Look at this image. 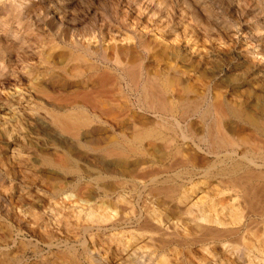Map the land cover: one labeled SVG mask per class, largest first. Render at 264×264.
<instances>
[{"label":"rangeland","instance_id":"374dc122","mask_svg":"<svg viewBox=\"0 0 264 264\" xmlns=\"http://www.w3.org/2000/svg\"><path fill=\"white\" fill-rule=\"evenodd\" d=\"M15 1H23V0H15ZM28 1H30L33 5H35L33 6L34 9L36 8L35 12L33 11L34 9H32L33 7L30 8L31 11L29 15L31 16L30 17L31 23L34 24L36 20L39 21L40 24L39 26L42 31L41 33L44 34L43 37H41L42 36L41 33L39 34V32L35 30L33 26H31V28L29 29L30 33H28L29 32L28 28L26 29L24 24H22L24 27H22L21 25L20 26L21 28L24 29H22L21 33L24 35L22 36V34L20 33L21 38L23 37L22 39L29 41L30 43H32V41L34 43L37 40L38 42L36 41V43L39 44L36 45L37 49L39 51H42L43 49V51L45 52L42 51L41 53H45V56L48 55L47 53L50 54L53 52L52 51L53 49L50 48L51 47L50 45L52 43L53 44L55 43L56 45H58L57 46L58 48L62 47L61 50L62 52H60V50H57L58 48L56 49L54 48L55 44L52 45L53 46L52 48L57 50L54 52L59 51L58 53L61 54V56L63 53L64 57L62 56L63 58L60 57L58 59L54 58L51 59V61L53 60L54 62L55 60V63L57 65L64 66L66 65L67 62L66 59H68L69 60L67 62L68 64L65 66L66 69L69 67V69L71 70L70 68L71 66L79 64L78 65L79 69L81 68L83 71L85 70L84 71L85 73H83V71L80 69V73L82 71L83 75H81L82 73L80 75H76V74L74 75V73L70 74L71 72L68 69L67 70L68 72L66 71L68 74L67 73L65 74V78L62 77L61 79L59 77V82L60 79L62 81L65 80L64 83L66 85H64L63 82L60 83L58 82L59 84H61L59 85L57 83L58 86L56 83L54 84L52 82L47 81L46 84L45 82V84H43L44 87L43 86L41 87V89L44 90V93L46 95V98L43 97V99H45L43 107L47 109L49 112L57 111L58 109V113H60L61 109L63 110V111L61 110V113L67 112L69 109H70L69 111L72 110L74 112H76V110L83 111L86 109L83 112L85 113V115L86 114L87 116L89 115L88 117L90 119V122L94 120L92 124L90 123V125L92 126L98 124L100 126L97 127V130L94 134L95 136L93 135L92 137H103V139L105 140L107 139L110 141V142L105 141V145L100 146L101 148L106 147V145H108V142L110 144L121 141L122 138L117 137L118 136L117 133L119 134L123 133L124 135L126 134L125 137L127 141L130 140L132 141L133 140L131 139L132 136L128 137L129 133L130 132L134 133L136 130L137 132L141 131L140 129L142 126L139 129L138 128L139 126L136 124V121L138 122V120L139 121L142 120V117L154 121V119H152V116L150 114L144 111L142 112V110L139 109L140 107V101H139L140 99L138 98L140 97L139 96L140 93L138 92L139 89L136 90L134 87H131L129 80L126 79V77L122 79L118 77L119 71L117 69L116 63L114 62L116 50L126 47L131 49L132 51H135L137 56L140 57L141 61L144 62V64L145 63L149 65L152 64V66L154 65V67H156L155 69L161 71L160 75L159 73H156L157 75L160 76V79L167 80V78L168 79L171 78L170 71L165 70L167 66L166 67L164 66L165 60H167V58L163 57L164 62L162 63L161 61H159L160 59L156 61L158 58H156L155 56L154 58L151 51L147 53L144 50L143 46L141 45L139 46V41L136 43V41L132 39L131 35L133 34H135L136 37L140 38L139 39L140 42L143 41V43H145V45L147 46L149 45L151 46L152 44L159 45L160 43L159 49L160 48L163 49V47H166L168 45L171 51L175 50L177 52L178 50V52L185 57L183 58L184 60L179 58L177 59L174 57L173 59H171L170 57L171 59L170 62L171 64L173 63L175 64L177 62L176 63L177 65L175 64L176 65L175 67L178 66L177 67L178 70L183 71L186 69L185 73L183 74L184 78L183 79L181 78V80L183 82L184 80L185 81L187 80L185 82V86L186 87L192 86V89L194 90H192L191 88H186V89L187 90L191 89L195 93L189 90V92H191L190 93L191 96H189L188 95L189 92L185 91L186 89L182 91V89L180 88L181 91L185 93V95H188L185 96L181 92L180 96L182 94L183 97H187L189 98V100H191V98L195 100L194 97L199 96L198 99L196 98L197 100L201 99L200 101H197L198 103L200 102L201 104V105L199 104L201 106V108L199 107V110H201L202 107L207 104V102H209L210 100L211 102H213L215 97H217L216 99L218 101H216L215 99L216 102L221 101L223 103H226L228 106L230 105L235 109H240V110L246 109L245 111H247L249 114L253 113L254 115L253 114L252 115L255 116L258 120H260L264 124V59L261 62L263 68L260 67V70L256 71L253 69V64L251 65L252 61L251 59H249V57L247 58L240 57L241 55L240 53H242L240 50H242V48L248 46L251 47L252 49L254 48V46L256 47L257 45H259V43L260 45L264 46V31H263L264 30L263 29L264 0H27V2ZM197 18H199V20ZM35 24H37V22ZM14 25H16V23ZM20 26L18 27L21 30ZM35 31L38 32L37 33L38 35H41L40 37L41 39L42 38L44 39V40L42 39L44 42L40 38L39 40H41L42 42L37 39L39 36L38 35L36 36ZM145 33L147 34L145 35ZM25 35H27L28 37ZM234 35L236 37H233ZM24 37H26V39ZM34 37L37 38L34 39ZM1 41L3 45L6 43L3 42V38L1 39ZM72 41L73 42L76 41L82 44L80 46L83 48H86L87 46L89 47V49H91L94 52L95 50L97 51L98 48H103L109 58V61H105V62L102 61L101 58L99 57L100 51L98 50L99 52L96 55H92V57L90 56L89 58L87 57V61H85L86 63L88 61H91L90 63H87L86 66L87 69L92 67V66L88 67V64L93 65L92 63H95L94 65H96L97 62L98 65H96L95 68L92 67V69L94 68L93 70L88 69L87 71V69H83L82 67H84L86 63L84 61H81L84 59L83 57L82 59L81 57H79L81 53L73 49L75 47L72 45L73 44ZM12 44H14L13 46L14 47L13 52H14V50L17 49L18 45H16V43H12ZM48 48H50V50ZM67 49H69V52H67ZM70 49H73L75 53L72 52L73 50ZM15 52L21 53L20 49L19 51L15 50ZM64 52L67 55H64ZM72 53L74 54V56L72 55ZM69 55L70 56L72 55L74 59H70L72 58V56L70 57ZM67 56H69L70 58H66ZM77 56L80 58V62L75 64L76 63L75 60H77L76 59ZM34 57L35 56L32 57L30 56V58L33 59L29 58V64L30 66L38 67L37 65V63L39 64L38 59ZM174 59L176 60V62ZM70 61L72 63L73 62L75 63L73 65H71L72 64L71 63L70 66L69 65ZM195 62L197 63V65ZM163 67L165 68L164 71H163ZM17 69L18 67L16 68L15 66L14 68V70L16 71L15 77L19 78V80L16 81L18 83L11 82L9 85H7V87L4 85H0V98L8 99L10 101H13V103H15V105L11 109H7L6 111L5 110L0 111V132L6 131L9 133L12 130L10 133H11V138L14 141L13 146L15 150L18 151L19 150L23 151L22 149L28 150V148L30 147L37 152H45L47 154L48 153L50 154L53 151L59 153L65 152L66 150L62 146L64 145L63 143L64 140L61 137H57L56 133H53L49 129L50 127H48L47 125L48 121H45L47 122L45 124L47 125L45 128L47 131L44 129L40 130L34 127L35 125L33 123V120L37 119V116L34 114L35 101L36 99L39 98V96L38 93L35 91V89L30 90V88L33 87L30 84L31 79L28 77L23 78L20 75L19 69L18 70ZM79 69H76L75 73L79 71ZM103 69L104 71L105 69L108 70L107 72L108 76L112 74L113 77L112 79L110 76L112 81L110 80L111 84L107 86V88L110 89L109 97H106L107 99L103 98V100L105 101L107 100L105 104L107 102L111 104V106H109L108 103L106 105H108L110 108L113 107L112 110L114 112H111V109H109V107L107 109V106L105 108V106L103 105L104 101L102 100V98H101L102 101L101 100L100 101L103 103L100 102L101 104L100 103L97 104L101 107L103 105L104 107L101 108L103 110L106 109H107L106 111L110 110L112 114H110L109 111L108 114H110L111 116L113 115V118H110L109 117L110 115L107 116L108 114H106L107 118L105 116L102 117V115H98L99 113L97 111L95 110L92 111L89 110L90 108L84 107L78 101L79 99L75 98L74 100L72 96L71 97L68 96L69 94L73 96L80 94V93L78 94V92H80L79 90H81L82 87L84 88L82 81L83 77H85L84 79L88 78L85 76L86 73L87 76H91V74H94L92 71L97 72ZM158 70H155V72L156 71L158 72ZM162 72H164V76ZM78 73L79 72H77V74ZM66 76L69 77H67L66 79ZM76 76H79L77 77L79 80L75 79ZM162 76L163 77L166 76V77L161 78ZM73 78L75 79V81ZM186 83H188L189 85L187 84L188 85L187 86ZM62 85L65 88H62ZM182 87H184L183 84ZM16 88L17 90H15ZM69 88L73 89L71 91L72 94L69 92L70 91ZM19 90L21 91L19 92ZM77 90L78 92H76ZM85 90L86 89L84 88L81 91H85ZM16 91L18 92L16 93ZM65 91H67L68 93ZM55 94L59 96L57 97V99H56L57 95ZM167 95L169 97L171 96L170 94ZM61 96L63 99L61 98ZM65 96L67 99L65 98ZM96 96L99 98L97 94ZM97 97L96 99H98ZM59 98L60 100H58ZM64 98L66 99V101ZM70 98H73L72 101L70 100ZM55 99L57 100V102H55L56 101ZM68 99L69 101H71L70 102L71 104L73 103L72 104L73 106H71V104L70 105L67 104ZM169 99L173 103H178L177 98H173L171 96L170 98H167V100ZM173 100L176 101L174 102ZM194 100L192 101L196 102V100L195 101ZM58 101L61 102L58 103ZM62 101L66 102V104L65 103L62 104ZM73 101H76V103ZM171 101H169V103H172ZM96 102L98 101L96 100ZM112 105L116 107L120 106L121 109L118 108L116 109L115 107V109L118 110V113L124 110L123 113L121 112V114H119L121 117L118 116V119L120 118L119 120L122 121L124 130L118 128V124H115L116 123L115 116L118 114H116L117 112L115 113L114 106ZM57 106H62V107L57 108ZM66 106H68L69 108ZM51 107L57 109L54 110V108L52 109ZM63 107L64 108L66 107L67 109L66 108L64 109ZM178 114L179 113H176L171 116L169 114L170 117H167L166 122L167 125L169 126L172 124L171 126L173 127L174 125L175 132L177 130L176 133H178L177 135L179 136L180 133L178 129L175 127V123L180 121V119H178L180 118V114L179 115ZM100 116L102 119L100 118ZM28 120L29 121L32 120V122L31 121L29 122ZM100 121L101 122L105 121L106 124L101 126L102 123L101 124L98 123ZM189 121L198 131H202V129L205 128V125L200 123L197 115H193L192 118L189 119ZM158 123L161 124L162 122H158ZM133 124L137 125V126L135 125V128L137 129L134 128ZM227 124L229 128L231 127L236 129L237 134L238 132L240 133L239 134L240 137L238 135H236V137L237 138L239 137L241 140L243 137L242 141L246 143L245 144L246 147L241 145L240 148H238L237 155L239 157L240 156L244 157L248 155V157H246L245 159H251L253 160L252 162H255L259 166L258 168H256L252 165L251 169L254 170L261 168L260 171L264 172V162H261L264 160L263 154L262 155L259 154V151L258 152L256 151L258 153L256 154L255 149L254 150L251 149L252 153L254 152V156L251 153V151H249L250 153L248 152L251 146L253 144L259 143L262 137H263L262 141H264V136H261L259 133H257L258 135H256L255 131H253L254 133L251 131V127L245 126L244 124H240L238 121H230ZM132 128L133 131L131 130ZM137 132L135 134H137ZM133 133H130V135H132ZM166 133L165 131L163 132L164 138H167L168 141L173 140V144L177 143L176 144L177 146H179L178 144H180L181 148L183 147L184 149V151L182 152L183 155L187 156L191 160L190 162V160L187 159V157H184L187 160V162L189 160V162L192 163L190 164L191 170L189 163L186 166L184 165L183 167H174L176 169L170 170V172L169 170L165 169L167 173L165 171H164L165 173H162L163 171H161L158 174L160 176L157 175V177H159L157 178V181L160 183L161 180H165V181L167 180V184L165 181H161L159 186L157 183L153 187L155 186L156 188L162 187L160 188L161 190L163 189V187L166 189V187L168 188L170 185H171L170 187H174V184L171 183H176L175 186L180 185L179 186L180 188L177 187L179 194H180L179 189L184 190V191L182 190L181 193L183 192L186 193L187 191L188 194L190 195L189 199L192 200L191 202H195L196 200H197L196 202H200L202 199L203 202L207 200L206 201L207 203L210 201V199L213 198L217 200L219 198L217 196L218 195L217 191L220 190V187L218 186L217 181L215 180L216 178L215 177L211 178L214 180H211L210 178H209L210 180L205 179L208 177V175L206 174V170L209 168L207 163L212 162L211 164H214V161L216 163L218 162L216 161L217 159L215 158V156L208 154L207 144L201 143L199 147H196L194 144L192 145L190 141H186L182 143L180 138L175 137L173 134H171V132L166 131ZM168 133L173 135V138L170 137L171 135H169ZM167 135H169L171 139ZM255 135L260 137V138L257 137V141L258 140L259 141L257 143L254 142L253 144L252 142H250L251 145L248 147L249 139L253 138L256 140V138L254 137ZM113 136L117 137L118 139L115 138L117 140L113 139L112 142V138H114ZM57 138H60V140H58ZM89 138L90 135L87 134L85 135V137H82V141L84 143L86 141L88 142ZM174 138L176 139L174 140ZM244 138L248 139L247 140L248 143ZM253 139L252 141H254ZM3 141H4L3 143H8L7 142L8 140L3 139ZM262 141H260V143L261 146L263 147L264 145H262ZM157 143L158 146L161 145V143L160 144L159 142ZM173 144L171 147H173ZM171 147H169L168 150L169 149L171 150L172 149ZM153 152L151 150L148 153L151 154ZM223 153H220V156ZM246 153L247 155H245ZM261 153H264V150ZM156 154L157 152H155L154 158L151 155L150 156L146 155L145 158L154 159L153 165L157 166L159 161H156L155 158L156 157L158 158L159 154L158 155ZM255 154L258 156V158L257 156H255ZM83 155L84 154L77 152V165H78L77 168L79 170V175L81 176V179L87 181L90 178V176H95L96 173L99 172L98 171L99 168L98 165L94 163V160L90 156H86V155L83 156ZM132 156L133 155L129 156L131 159L128 158L127 161L130 160L132 162V159L134 158ZM259 156H261L263 159ZM130 161L127 162L128 163L127 166L125 165L119 167V169L123 168L122 170H125L124 171L125 173L127 170H129L128 168L132 166V168L130 167V170H132L130 172L134 175L133 171H135L136 173L137 169H135V167L132 165ZM166 161L169 164L168 160H165V162L163 163L162 161H160L158 167L154 166L153 169L156 168L160 169V167H162L161 164L164 165V163L165 165L163 167L167 166L168 164H166ZM238 161L239 163L241 162V164L245 163L244 166H246L247 164L244 158L243 160L240 159ZM217 164L214 167L213 166L211 167L212 170H210L209 168L210 171L209 175L212 172L211 177L215 176L217 174L216 172H218L216 171L217 169L215 170L214 168L218 167L219 168L218 170H220V166H218ZM261 165L263 166L261 167ZM206 166L207 169L205 168ZM114 167L115 168L117 167L118 169V166H114ZM142 167H144V165ZM183 168L184 170H182ZM203 169L206 170L204 171ZM32 170H31L32 172H30L33 173L30 175L31 178L36 177V179H38L41 176L51 175L49 172L47 173V171H44L42 169L36 168L35 170V168H32ZM180 170L182 171V173L179 172ZM23 173L24 176L30 174L28 171H22L20 174L18 172H15L12 175V178L16 179L17 177V179L14 180L12 184L5 185L0 183V264H61V263L64 264L65 262L64 260H66L65 264H68L72 259V257H73L72 264L74 263L75 264L76 263L77 264H123L124 263V261L122 260L120 261V258L125 256V254L128 252L129 249H126L125 251L121 249V251H123L122 252L123 255H122L120 250L119 251L116 250L115 244L110 242L111 236L113 235H115V237H117V235L120 236L123 231L121 232L119 229L117 230L113 229L111 231H107L104 229L102 232H97L94 229L92 231L85 232L84 228L88 225L87 221L84 220L85 216L83 215L84 217L83 220L82 218L78 219L75 217L76 214H78V211L80 210H83V212L86 211L89 212L88 211L89 209L90 211L94 210L98 213V209L99 211L100 209L103 210V208L108 205L109 207L107 211L109 209L110 210L108 211L109 213L108 212L107 213L110 214L113 211L112 214L114 213V215L116 216L117 215L116 211H118V213L120 211L118 210L117 207L115 206L113 207L109 204L110 197L106 198V196H104L102 193H100L99 195H94L93 191H90L91 190L90 188V190H84L85 193L84 196L86 195V197L83 196L80 197L79 199L76 193L73 192L74 187L72 185L73 184L72 180L74 181V179H72V177L74 176L67 177V179H65L68 183L64 180L66 183L64 185L61 184V186L65 188V189L63 188V190L60 189L62 188L60 185L58 186L60 188L57 187L58 189L56 188V186L55 187L53 186V188H56L58 191L59 190L63 191L61 195H60V191L58 193V191L56 190L54 194V189L51 188L52 190H50V186L47 187L48 189L45 188L46 186L45 187L43 186L44 187L43 188L38 184L34 186L29 185L28 187V185L18 184L17 180L21 179V177H24L22 176ZM34 173L35 175L36 174L37 175L35 176ZM204 174H205V178H204ZM129 175L126 172L124 175L126 177L125 179H129L128 178ZM168 177L172 178V180L170 179L172 182H168L169 181ZM82 180H81V185L83 184ZM263 182L264 180L260 183ZM70 186L73 187L72 188L73 190L71 189ZM77 188L78 187H76V189ZM151 188L149 187L148 189ZM52 191L53 193H51ZM86 191H88L89 197L87 196ZM140 191L141 192H139V194L137 191L136 194L134 192H131L130 190L121 191L122 195L128 201L130 200V205L128 207L132 205V207L134 208V209L132 208L133 209L132 210L130 207L129 210H125L124 214L128 215L130 214V212L132 213L137 212L135 214H139V213H143L144 209L145 210L147 209L150 212L155 213L156 215L160 214L161 209L163 207L157 203L159 202V198L160 199L163 198L164 194L162 195L161 192H157L161 194L159 196L157 195L156 191H152V193L155 192L157 195L156 197H154L155 194L153 196L151 194V191L147 189ZM123 192L126 193L123 194ZM137 194L140 195L139 199L137 197ZM148 194H151L152 197L156 199H153L152 197H150L151 195ZM157 205L160 208H157ZM97 207L98 209L96 210ZM194 210L197 211V209L195 208ZM194 210L192 208L191 212H193V214L197 213L194 212ZM158 211L159 213H157ZM99 213H103V211ZM181 216L179 218H181ZM184 217L186 218V216L184 215L182 219H185ZM236 217L237 216L235 215L233 216L234 220ZM253 217L254 216H251L250 218L251 234L249 232L245 233V231L242 234L244 236L243 238L251 243V262H252L251 264H264V242H263L264 224H262L260 220L262 217L260 219H258L257 217L254 218ZM158 218L161 219L160 217ZM177 218H178L177 216H174L171 222L177 220ZM262 220H264V216ZM128 230L130 232H133L130 228L124 229V231L126 232ZM125 237L126 238L130 237L129 233H126ZM143 239L144 238L138 240V243L135 246V248H133L130 252L127 253L133 258L132 264H161L163 257L166 258V260L168 259L167 262L169 261L170 262V263L168 262L169 264H179L178 263L179 257L182 258L184 252H185L184 256L186 255L188 259L187 262L188 263L191 262L192 264H242L240 262L238 263L235 261L232 262V259L235 257L226 255L222 250H220V248H218L219 250L218 249L215 250L216 252L215 255L213 256L208 255L207 252L204 253V251L198 248L197 246L190 249L189 252H191V254L180 249V251L182 252L179 255V253H175L172 245L171 248H173V250L169 248L170 245L162 246L159 243L158 246L157 245L155 246L156 243L154 245H150L146 243L145 239L144 240ZM161 247L163 249L165 248V251ZM162 253L163 255H165V253L167 255L163 256ZM59 255L61 260L59 259ZM63 255L66 256L69 255V256L68 257L65 256L64 258ZM186 257L182 258V261L184 260L185 262Z\"/></svg>","mask_w":264,"mask_h":264},{"label":"bare ground","instance_id":"6f19581e","mask_svg":"<svg viewBox=\"0 0 264 264\" xmlns=\"http://www.w3.org/2000/svg\"><path fill=\"white\" fill-rule=\"evenodd\" d=\"M33 6H35V5H33L30 1L27 2V0L26 1H24V0L23 1L0 0V85H4L7 87V85H9L11 82L18 83L16 81H18L19 78L15 77V74H16V71L14 70L15 66H16V68L18 67L20 75L23 78H25V77L30 78L31 79L30 84H31V86H33L32 88H30V90L35 89V91L38 93V96H39V98L37 97L38 99H36V101H35V113L34 114L37 116V119H34V120L32 119L33 123L35 125V126L34 125H32V126L36 127L37 129H40V130H42V129L46 130L45 128L48 125V127H50L49 129L53 133H56L57 137H61L64 140V142H63L64 145H62V146L64 147V149L66 151L60 152V153L53 151L54 153L52 152L50 154L49 153L47 154L45 152H37L30 147L28 148V150L22 149L23 151H21V150L18 151V150H15V148L13 146L14 141L12 140L11 133H10L12 130L11 131L8 130V131H10L9 133L6 131H2V132H0V183L5 184V185L6 184H12V182H14V180L17 179V177H16V179L12 178V175L15 172H18L20 174L22 171H28L30 173V172L34 171V170H32V168H35V170H36V168L42 169L44 171H47V173L49 172L51 175L41 176L42 175L41 174L40 175L41 177L36 179V177L31 178L30 175L33 173H30L27 176H24V173H23L22 176H24V177H21V179L17 180L18 184L28 185V187H29V185L34 186L36 184L40 185L41 187L46 186L45 188L50 186V190H52L51 188H53V186L54 187L56 186V188H57L59 185L61 186V184L64 185L67 182L65 180V179H67V177L74 176V177H72V179H74V181L72 179H70L73 182L72 185L74 187V190L72 189L73 187H71V186L70 187L73 190V192L76 193V195L79 199H80V197L84 196V194H85L84 190H90V188H91L90 191H93L94 195H99L100 193H102L104 196H106V198L110 197L109 198V204L113 207L114 206L117 207L118 210L120 211L119 212L120 214L118 213V211H116L117 212L116 216L114 215V213L112 214L113 211L110 214H108L109 213L108 211L110 210L109 209L107 211V209L109 207V205H108V206H105L103 208V210L100 209V211L97 207L96 210L98 209V213L94 210H93L94 211L93 212L92 210L90 211L88 209L89 212L86 211L87 213L83 212V210H80V211H78V214H76V216L74 215L78 219L82 218V220L84 218L83 215L85 216L84 220L87 221V224H88L84 228L85 232H89V231H92L94 229L97 232H102L104 229L107 231H111L113 229L114 230L119 229L121 232L123 231L120 236L117 235V237H115V235H113L110 237V242L115 244V248L117 251H119V250L121 251V249L124 251L126 249H129L128 252H130L133 248H135V246L138 243V240H141V238H144L146 240V243H148L150 245H154L155 243H156L155 246L156 245L158 246L159 244H161L162 246L170 245L169 248L172 250L174 248L175 253H179V255L182 252V251H180V249L191 254V252H189L190 249L197 246L198 248L203 250L204 253L207 252L208 255L213 256V255H215V252H216L215 250L220 248V250H222L226 255L235 257V258H233L235 260L232 259V262L235 261L237 263L240 262L242 264H251L252 263L251 262V243L243 238L244 236L242 233H244V231H245V233L251 232V220H250L251 216L257 217L258 219H260L261 217L263 218V216H264V182L260 183L264 180V172L260 171L261 168L260 169H254L253 168L254 170H252L251 169L252 165L256 168H258L259 166L255 162H252L253 160L245 159V158L248 157L247 153L249 151H251V149H253V150L255 149L256 154H258L257 152L259 151V154H261V155L263 154V156H264V153H261L264 150V146L262 147L261 143H260V141H262L263 137L261 138L260 141L258 140L260 143L259 144V143H257L258 142L257 137H259V136H256V135H258L257 133H259L261 136H264V124L260 120H258L255 116H253L254 115L253 113L250 112L251 114H249L247 111H245L246 109H243V110L235 109V108L231 107L230 105L228 106L226 103H223L221 101L216 102V101H218L216 99L217 97H215L216 101H215V99H214V101L212 100L213 102H211V100L210 101L208 100L209 102H207V104L205 103L206 105L203 106L201 110H199V107L201 108L200 102L199 103L197 102V101L201 100V99L197 100L199 96L194 97L196 102L192 101V100H194L193 98H191V100H189V98L183 97L182 94H181V96L184 99L180 96V93L183 90H185L186 88L192 89V86L189 87L188 83H186V85L188 84L187 85L188 87L185 86V82L187 80L186 81L184 80V82L181 80V78L182 79L184 78L183 74L185 73L186 69L183 71L178 70V68H177L178 66L175 67L177 65L176 64L177 62L175 59L174 60L176 62L175 63L176 65L174 63L171 64V62H170V60L173 59V57L177 58V59L179 58L182 60H184L183 58H185V57L182 56L181 53L178 52V50H177V52L175 50L171 51L169 49L168 45H167L168 47L165 45L166 47H163V49L162 48L159 49L160 43H159V45H157V44H154V45L152 44L153 46L149 45L150 46L149 47V46L145 45V43H143V41L140 42V40H139L140 38L136 37L135 34H133V35H131L132 39H134L136 41V43L139 41V46L140 45L143 46L144 50L147 53L151 51L153 57L155 56L156 58H158L156 61H158L160 59L159 61H161V63H162V62H164L163 57L167 58V60H165V63H164V66L165 67L167 66V68L165 69L163 67V71H164V69L168 70V71H170V74H171L170 79H168V78H167V80L160 79L159 75H160L161 71H159L158 69H155L156 67H154V65L152 66V64H150L151 66L147 63L144 64V62L141 61L140 57L137 56L135 51H132L131 49L126 48V47L116 50L114 62L116 63L117 69L119 71L118 77H120L121 79L126 77V79L129 80L131 87H134L136 90L139 89L138 90V92L140 93V95H139L140 97H138L140 99V100L138 99L140 101L139 109L142 110V112L144 111V112H147L148 114H150L152 116V119H154V121L149 120L148 118H145V117H142V120H140V121L138 120V122L136 121V124L139 126L138 128L140 129V127L141 126L142 127L140 129L141 130L140 132H137V130L134 133L130 132V133H133L134 135L133 134L130 135V133H129V136H128V134H127L128 137H130V136L133 137V138L131 137V139H133L132 141L131 140L127 141V139L125 137L126 134L124 135L123 133H121V134L117 133L118 134L117 137L122 138L121 141L110 143V144H109L110 141L107 139L106 140L103 139V137H92L95 134L97 127H100V126L98 124L97 125L95 124L92 126L90 125V123L92 124V122L94 120L90 122V119L88 117L89 115L87 116V114L85 115V113L83 112L86 109L83 111H81V110L77 111L76 110V112H74L72 110H71L72 111L71 112V111H69L70 110L69 109L67 112H62V113H61L62 109L61 110L59 109L60 113H58L57 108H61L62 106H57V108L51 107L52 109L54 108V110L57 109V111H51V112H49L47 109H45L43 107L44 106L43 105L44 100H45V99H43V97L46 98V95L44 93V90L41 89V87L42 86L44 87L43 84H45V82L47 84V81L52 82L54 84L55 83L57 84L59 82V77L61 79H62V77L65 78V74L68 72L67 70L69 69L68 66H67L68 67L67 69L65 68V66L68 64L67 62L69 60L66 59L67 60L66 65L59 66L55 63V60L53 62V60L51 61V59H54V58L58 59V58L63 56V53H62V56H61V54L58 53L59 51L54 52L57 50H60V52H62L61 51L62 47L61 48L59 47L60 48L59 49L57 47L58 45H56L54 43L55 44L54 48L55 49L58 48L57 50H55L54 48H52L53 47L52 45H54V44L50 43L51 47L50 46L49 47L51 49H53L52 50L53 52L51 51L52 53H50V54L47 53L48 55L45 56V53H41L43 51V49H42V51H39L37 49L36 45H39L36 43L37 40L34 42L35 43L34 44L33 41H32V43H30L29 41L22 39L23 37L21 38L20 33H21L22 29H24V28H21V26L22 27L25 26L26 29L28 28V30L31 28V26H33L35 28V30H37L39 32V34L42 32L40 29V26H39L40 25L39 21L36 20L37 24H35L36 22L34 24L31 23V20H30L31 16L29 14L31 11L30 8ZM32 9H34V7ZM35 9L33 10L34 12H35ZM197 19L199 20V18H197ZM136 21H137V19H136ZM136 21H135V23H136ZM15 23H16V25H14ZM22 24H24V26ZM18 26H20L21 30L19 29ZM149 26H151V25H149ZM17 27L19 30L17 29ZM153 27H151V28H153ZM145 28H146V26H145ZM18 31H20V32H18ZM24 31H26V30H24ZM38 32H36V36L38 35L37 34ZM139 32H142V31H139ZM28 33H30V30ZM43 34L44 33H41L42 36L38 35L39 37L38 38L34 37V39L35 38H37L38 40H39V38L41 39V37H43ZM130 34H131V32H130ZM146 34L147 33H145V35ZM23 35L24 34H22V36ZM25 36H27V35H25ZM233 37H236V36L234 35ZM2 38H3V42H6L4 45L2 44V41H1ZM24 38L26 39V37H24ZM41 40H39V41H41ZM153 40H155V39H153ZM162 40H164V39H162ZM76 41H74V42L72 41L73 42L72 45L75 47L73 49H75L76 51H79L81 53L80 54L78 52L80 54L79 57H81V59H82V57L84 58L81 61H84V62L87 61V57L88 58L90 56L92 57V55H96L99 51H100V55L99 54L98 55L101 58V60L104 62L109 61V58H108V56H107V54L103 48H98L97 51L95 50V52H94L91 49H89V47H87V46H86V48L81 47L80 45H82V44H80ZM10 42L16 43V45H18V47L15 50L19 51V49H20L21 53H19V52L16 53L15 50L13 52L14 44H12ZM136 43H135V45H136ZM40 45H42V44H40ZM100 47H101V45H100ZM50 48H48V49L50 50ZM73 49H70V50H73ZM173 49H174V47H173ZM240 51L242 52V53H240L242 55V56L240 55V57H243V58L249 57V59H251V61H252L251 65L253 64V69L256 71H259L260 67L263 66L261 64V62L264 59L263 58L264 57V46L260 45V43H259V45H257L256 47L254 46V48H252V49H251V47L247 46L245 48H242V50H240ZM43 52H45V51H43ZM65 52H64V55H67L66 53L69 52V49H67L66 53ZM72 52H74V50ZM182 54H183V52H182ZM72 55L74 56L73 53H72ZM30 56L31 57L35 56L34 58L38 59V62H39V64L37 63L38 67L30 66V64H29ZM69 56H67L66 58L71 57V56L70 57ZM73 56L70 59H74ZM79 57L77 56V58H76L77 60H75L76 63L75 62L72 63L71 62L72 60H71L69 65L71 63H72L71 65H73L74 63L77 64L78 62H80ZM170 57H171V59H170ZM78 58H79V61H78ZM30 59H33V58H30ZM242 60H244V59H242ZM90 62L91 61H88L87 63H90ZM87 63L84 66L85 68L82 67L83 69H87V67H86ZM92 64L94 65L95 63H92ZM78 65H73L70 67L71 68V70L69 69V71L71 72L70 74L74 73V75L75 74L80 75L82 73L83 70L80 68L82 70L80 73V69H79ZM93 65L88 64V67L92 66L95 68V66L98 64L96 62V65H94V66ZM196 65H197V63H196ZM92 67H90L88 69L93 70L94 68L92 69ZM76 69H79V71H77V72H79L78 74H77V72L75 73ZM88 69H87V71H88ZM155 70H158V72L157 71L155 72ZM84 71H83V73H85ZM92 72L94 74H91V76H87V73H86L85 76L88 78L84 79L85 77H83V80H82L83 86L86 90L81 91L82 89H84L82 87V89L79 90L80 92H78V90L76 91V92H78V94L80 93L79 95H74L76 97H74L73 95H70V94L68 96H70V97L72 96L74 98V100H75V98L79 99L78 101L84 107H88V108H90L89 110H92V111L95 110L99 113L98 115H102V117L103 116L106 117V114H108V111L110 112V110H108V111H106V110L108 109L109 106H111V104H109L107 102L109 106L106 105L107 103L105 104V102L107 100L105 101V100H103V98L105 99L106 97H109L110 89L107 88V86L109 84H111L110 80L112 81L113 77H112V74H110V73L109 74H110L112 79L110 78V76H108V73H107L108 70H106V69H105V71H104V69L97 71V72L95 71L96 73L94 71H92ZM83 73L81 75H83ZM156 73H159V75H157ZM162 73L164 76V72H162ZM170 74H169V76H170ZM163 76L161 78L166 77V76L165 77H163ZM67 77H69V76H66V79H67ZM77 77H79V76H76V78H75L76 80L78 79ZM61 79H60V82L64 83L65 80L62 81ZM75 79H74V81H75ZM115 82H116V80H115ZM58 84H57V86H58ZM182 84L184 85V87H182ZM59 85H61V84H59ZM64 85H66V84L64 83ZM66 87H68V86H66ZM17 88H18V86H17ZM17 88L15 90H17ZM62 88H65V87H63V85H62ZM180 88L182 89V91ZM7 89H9V88H7ZM191 89H188V90L186 89L185 91L189 92V90H190L191 92H194V91H192L194 89H192V90ZM46 90H47V88H46ZM72 90L73 89H70L69 92L71 93ZM20 91L21 90H19V92ZM17 92L18 91H16V93ZM65 92H67V91H65ZM191 92L188 93L189 96H191L190 95ZM182 93L185 95L184 92H182ZM194 93H192V94H194ZM57 94H55V95H57ZM96 94L99 96V98L96 96ZM167 94H170L173 98H177L178 103H173L170 99L167 100V98L171 97V96L169 97ZM55 95H53V96H55ZM59 95H60V93H59ZM188 95H185V96H188ZM57 97H59V96L57 95L56 99H57ZM96 97L99 100L96 99ZM53 98H55V97H53ZM61 98H62V96H61ZM65 98H66V96H65ZM73 98H70V100L72 101ZM101 98L104 101L103 105L105 106V108L107 106L106 110L101 109L102 107H104L103 105L101 107L97 104V103H100L102 101ZM66 99H65V101H66ZM58 100H60V98ZM96 100L98 102H96ZM17 101H19V100H17ZM63 101H62V104L63 103L66 104V102H63ZM68 101H69V99L67 100V104L70 105L71 101H69V103H68ZM169 101H171L172 103H169ZM173 101L175 102L176 100H173ZM55 102H57V100ZM59 102H61V101H58V103ZM73 102L76 103V101H73ZM101 103H103V102H101ZM72 104H71V106H73ZM14 105H15V103H13V101L0 98V111L1 110L6 111L7 109H11ZM74 106H76V105H74ZM112 106H114V105H112ZM66 107H68V106H66ZM76 107H78V106H76ZM115 107L116 106H114L115 113L117 112L116 114H118L115 116L116 119L114 117L115 122H116L115 124H118V128L123 129L122 121L119 120L120 118L118 119V116L121 117L119 114H121V112L123 113L124 110L120 111V113H118V110H116V109L117 108L121 109V108L119 106V107H116V109H115ZM112 108L113 107H111V108L109 107V109H111V112H114L112 110ZM80 109H81V107H80ZM111 112H110V114H112ZM173 113L174 114H176V113L180 114V118H178V119H180V121L175 123V127L178 129V131L180 133L179 136L177 135L178 133H176L177 130L175 132L174 125L172 127L171 126L172 124L170 123L171 124L170 125L171 127H170L169 125H167V122H166L167 117L174 115ZM110 114H108L107 116H109ZM169 114H170V116H169ZM193 115H197L200 123L205 125V128L202 129V131H198L196 128H194L193 124L190 123L189 119H191ZM109 117L113 118V115L112 116L110 115ZM100 118H101V116H100ZM140 119H141V117H140ZM32 120H30V121L32 122ZM45 121H48L47 125H45L47 123ZM230 121H238L240 124H244L245 126L251 127L252 132L253 131L256 132L255 133L256 135L254 136L256 138V140L253 138L252 139L254 141H252V139H249V143H248V141H247L248 139L244 138V139H246V141L248 143V147L251 145L250 142H252V144L254 142L257 143V144H253L251 146L250 150H248V152L245 154L247 156H244V157L240 156L239 157L237 155L238 148H240L241 145L246 147V145H245L246 143L244 141H242L243 137H242V140L239 138L240 133L238 132V134H237L236 129L231 128V127L229 128V126H227L228 125L227 123ZM158 122H162V123L160 124ZM33 123H31V124H33ZM98 123H100V124L102 123L101 126L106 124L105 121L104 122L100 121ZM136 124H133L134 128H135ZM156 125H157V127H156ZM34 127H32V128H34ZM135 129H137V128H135ZM123 130H122V132H123ZM131 130L133 131V128ZM163 130L165 131V133H166V131L171 132V134H173L175 137L180 138L182 143H184L186 141H190L191 144L192 145L194 144L196 147H199L201 143L207 144L208 154L215 156V158L217 159L216 161H218L217 162L218 164L215 161H214V164H211L212 162L211 163L208 162L207 163L208 167L210 168V170H212V168H211L212 166L214 167L216 164L218 166H220V170H218L219 169L218 167L214 168L215 170L217 169L216 171H218V172H216L217 174L215 176L212 175L213 177H211L212 172L209 175L210 171H209V168L207 169V166L205 167L207 170L203 169L204 171L206 170V174L208 175V177L206 176L207 178H205V174H204L205 179L208 180L209 178L210 179L214 178V177L216 178L215 180L217 181V184L220 187V190L217 191V194H218L217 196L219 197L217 200L213 198L214 200L210 199L211 202L209 201L207 203H206L207 200L205 202H203L202 199L200 202H196L197 200L195 202H191L192 200L189 199L190 195L188 194L187 191H186V193L183 192L184 193L183 194V193H181V191L183 189L182 190L179 189V191H180V194H179L177 187H179L180 185L175 186L176 183H171V184H174V187H170L171 186L170 184H169L170 186L168 188L166 187V189L163 187L164 190L163 189L160 190V188H162V187H158L159 189L156 188V186L153 187L157 183L159 186L161 181H165V180H161L160 183L157 181V178H159V177H157V175L161 171H163L162 173H165L166 170H169V172H170V170L176 169L174 167H183L184 165L186 166L188 163H189V165L192 164V163H190L191 160L187 156L183 155L182 152L184 151V149H183V147L181 148L180 144H178L179 146H177L176 145L177 143L173 144V140L168 141L167 138L163 137L164 136ZM136 132H137V134H135ZM41 133H43V132H41ZM87 134L90 135V138L88 139V142L86 141L87 142V144H86V142L84 143L82 141V137H85V135H87ZM171 134H169V135H171ZM169 135H167V136L169 137ZM173 135H171L170 137L173 138ZM236 135L239 136L238 137L239 139L236 137ZM113 137L114 138H112V142H113V139L117 138L115 136H113ZM165 137H166V135H165ZM48 138H50V137H48ZM3 139L8 140L7 141L8 143H3L4 142ZM57 139L60 140V138H57ZM117 139H115V140H117ZM175 139L176 138H174V140ZM105 141L106 142L109 141L108 145H106V147L101 148L100 146L105 145ZM157 142H159V144L161 143V145L158 146ZM263 142L264 141H262V145H264ZM156 143H157V145H156ZM172 144H173V147H171ZM25 146H26V144H25ZM169 147L172 148L171 150L169 149L170 152L168 150ZM149 150L150 151L152 150V152L153 151L154 152L149 154L148 153V152H150ZM77 152L84 154L86 156H90L94 160V163H96L98 165V168H99L98 171L99 172L96 173L95 176H90V178L87 181L82 180L81 176L79 175V170L77 168V166H78L77 165ZM155 152H157L156 155L159 154L158 158L155 156L156 161H159V162L162 161V163H163V162H165V160H168L169 164L166 161V164H168L167 166L163 167L165 165V163H164V165L161 164L162 167H160V169H158V168L153 169V167L156 166V165H153L154 159H152V158L146 159L145 157H146V155H149V156L151 155L154 158ZM220 153H223V154L220 156ZM251 153H252V151H251ZM252 154L254 156V152ZM252 154H249V155H252ZM256 154H255V156H257ZM131 155H133L132 157H134V158L132 159V162L130 160H128V161H130L132 163V165L135 167V169H137V171H136V173H135V171H133V173H134V175H133L130 172V171H132V170H130V167L132 168V166H130L128 168L129 170H127L126 172L128 173V175L129 174H131V175L128 176L129 179H125L126 177L124 175L126 172L124 173L125 170H122L123 168H120L121 169L120 170L119 167H122L125 165L127 166V164H128L127 159L130 158L129 156H131ZM184 157H187V159H189L190 162H189V160L187 162V160ZM250 157H252V156H250ZM259 157H261V156H259ZM243 158L247 163L246 166H244L245 163L241 164V162L239 163V161H238L240 159L243 160ZM257 158H258V156H257ZM259 160H261V159H259ZM159 162H158V165L160 164ZM261 162H264V160ZM143 165H144V167H142ZM158 165L156 167H158ZM114 166H118V169H117V167L115 168ZM262 166L263 165H261V167ZM134 167H133V169H134ZM182 170H184V168ZM190 170H191V165H190ZM179 172L182 173L181 170ZM213 174H215V173H213ZM34 175H35V173H34ZM34 175H32V176H34ZM1 176H3V177H1ZM158 176H160V175H158ZM75 178H77V179H75ZM168 178H169L168 182H172L171 181L172 178L171 177H168ZM178 178H179V176H178ZM81 180L83 181L82 185H81ZM211 180H214V179H211ZM165 182L167 184V180ZM70 184H71V182H70ZM76 187H78V188L76 189ZM149 187L150 188L152 187V188L148 189ZM56 188H53L54 194H55V190L58 191L57 189L60 187H58L57 189ZM63 188L64 187H62L60 189L63 190ZM139 189L142 191L146 190V189L151 191V194L153 196L155 194L154 197H156L157 195H159V196L161 195L160 193H157V192H161L162 195L164 194L163 198L162 199L159 198V202L157 203L163 207V208L161 207L163 209V211L161 209V213L163 212L162 214L160 213V214L156 215L155 213H152L147 209L146 210L144 209V212L139 213V214H135L137 212H134V211H133L134 213L130 212V214H128V215L124 214L125 210H129L130 207L132 209L133 207H132V205L130 207H128L130 205V200L128 201L122 195L121 191L130 190L131 192H134L135 194L137 191L139 194V192H141ZM59 191H60V195H61L63 193V191H61V190H59ZM59 191H58V193H59ZM152 191H156L157 195L155 192L152 193ZM86 192H87V196H88V191H86ZM120 192H121V194H120ZM51 193H53V191ZM124 193H126V192H123V194ZM138 194H137V197L139 199L140 195H138ZM151 194H148V195H151ZM152 195L150 197H152ZM84 197H86V195ZM112 198H113V200H112ZM153 199H156V198H153ZM157 201H158V199H157ZM160 202H161V204H160ZM157 208H160V207H158V205H157ZM192 208H193V210H194V208L197 209V211L194 210V212H197V213L193 214V212H191ZM93 209H95V208H93ZM101 211H103V213H99ZM159 211L157 213H159ZM131 213H132V215H131ZM111 214L114 216H112ZM181 215H183V216L185 215L186 218L184 217L185 219H182L183 216H181ZM188 215H189V218H188ZM234 215L238 217V218L236 217L235 220L233 218ZM174 216H177L178 218H177V220L171 222V220ZM180 216H181V218H179ZM158 217H160L161 219H159ZM262 218L260 220H261V223L264 224V220H262ZM181 219L184 221H182ZM125 228L126 229L130 228L133 232H130L129 230L126 232V231H124ZM126 233H129L130 237L126 238L125 237ZM132 233H134V234H132ZM93 236H94V234H93ZM171 245L173 246V248H171L172 247ZM159 248H160V246H159ZM162 249H160V250H162ZM163 250L165 251V248ZM176 250H177V252H176ZM122 252L123 251H121V253ZM127 253L125 254L126 257L123 256L120 258V261L121 260L124 261L123 264H132L133 258L130 255H128ZM184 253H183V256H184ZM122 255H123V253H122ZM162 255H163V253H162ZM165 255H167V254L165 253ZM165 255H163V256H165ZM63 256L65 258L66 255H63ZM68 256L69 255H67L66 257H68ZM183 256H182V258L186 257V255L184 257ZM182 258L179 257V261L181 259L180 262L177 260L179 264L180 263L181 264H190L191 263V262L190 263L187 262V260H188L187 257H186L185 262H184V260L182 261ZM59 259H60V255H59ZM72 259H73V257H72ZM72 259L71 260L69 259L70 264H72ZM161 259H160V262H161ZM167 260H166V258L163 257L161 264H169L170 262L168 261L169 262L168 263ZM230 260H231V257H230ZM64 261L66 262V260H64ZM65 262H64V264H65Z\"/></svg>","mask_w":264,"mask_h":264}]
</instances>
